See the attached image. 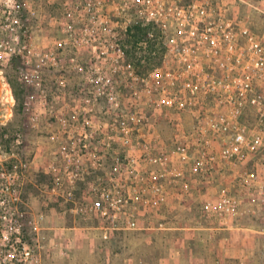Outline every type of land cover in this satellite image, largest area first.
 <instances>
[{"label":"built area","instance_id":"2783aa9c","mask_svg":"<svg viewBox=\"0 0 264 264\" xmlns=\"http://www.w3.org/2000/svg\"><path fill=\"white\" fill-rule=\"evenodd\" d=\"M237 1L248 5L245 0ZM25 6L19 0H0V31L9 37L0 43V54L5 57L29 51L32 36L23 31L20 13ZM155 6L153 10L147 5L138 9L145 14L141 16L143 25L157 29V39H162L163 59L150 71L140 72L127 62L126 49L117 43L92 46L88 63L68 59V67L83 77L87 88L82 91L80 108H72L66 116L52 115L58 128L54 130V123H49L53 149L47 163L51 181L47 194L60 199L74 221L90 214L114 220L124 216L122 222L102 229L137 230L132 203L141 193L135 184L127 189L118 183L122 168L129 163L155 165L159 169L149 173V183L171 177L184 188V166L188 165L193 181L211 183L219 170L239 191L237 198L228 187L220 189L217 199L205 205L206 212L215 218L238 217L247 202L264 221V35L252 32L245 19L211 14L204 0H194L187 7L159 1ZM149 37L153 38L150 30L147 40ZM147 48L148 41L135 47L142 52ZM35 56L32 65L26 60L31 67L24 70L21 81L39 90L45 100L48 95L42 88V74L46 68L60 65V54L50 47ZM120 80L134 100L143 97L152 114L168 122L171 116L190 114L196 126L183 137L189 139L183 141L175 135L169 150L152 145L141 129L149 123L145 112L122 111ZM55 85L59 91L66 81L60 78ZM100 100L108 105L106 112L96 109ZM6 102L12 112L13 97ZM104 115L107 120L102 122ZM15 141L20 145L21 136ZM120 148L123 152L135 148L139 153L128 161ZM10 158L16 159L14 154ZM137 178L135 173L133 183ZM25 182L18 163L10 170L2 168L0 264H42L43 231L50 228L44 216L30 206ZM153 188L162 199L161 185ZM260 233L264 234V226Z\"/></svg>","mask_w":264,"mask_h":264},{"label":"rangeland","instance_id":"374dc122","mask_svg":"<svg viewBox=\"0 0 264 264\" xmlns=\"http://www.w3.org/2000/svg\"><path fill=\"white\" fill-rule=\"evenodd\" d=\"M19 1L26 3L20 12L23 31L30 33L32 38L27 44L28 52H16L11 58L0 54V175L2 168L10 170L18 163L26 176L24 190L28 202L35 212L44 216L45 225L50 228L43 231L42 264H264V234L260 233L264 221L260 212L245 202L243 213L238 217H213L205 211V205L217 199L218 191L225 186L217 184L212 188L206 181H193L188 165L184 166V188L182 182L172 181L171 177L167 181L152 180L149 183V173L159 169L155 165L129 163L122 168L118 183L127 189L130 188L128 185L135 184L141 193L132 203L136 207L137 230L102 229L122 222L124 216L114 220L90 214L74 221L61 200L47 194L51 184L46 173L47 163L53 149L49 123H54V130L58 128L52 115L66 116L72 108H80L82 91L87 88L83 77L68 67V59L75 57L79 62L88 63L93 57L92 46L117 43L126 49L127 62L134 64L140 72H148L161 63L164 50L160 43L162 39H157V29L143 25L141 16L145 17V14L141 15L138 9L144 10L147 5L153 10L157 1L187 7L194 0ZM204 1L211 14L220 12L232 19H245L252 32L264 35V0H245L248 5L237 0ZM138 23L147 28L146 35L149 30L153 34V38H143L148 41L144 52L137 51L134 48L137 45L131 46L133 38L125 32L126 27ZM7 37L0 31V43L9 41ZM50 47L59 52L61 63L43 71L42 88L48 95L44 100L40 91L24 84L21 77L36 61L35 53ZM27 59L30 65H26ZM60 78L66 81V87L58 91L55 81ZM120 88L122 111H143L148 116L149 123L141 125V129L152 145L169 150L175 135L183 141L189 139L183 137L192 134L196 126L190 114L171 116V122H168L164 117L152 114L143 97L134 100L123 82ZM7 97L14 99L12 112ZM107 107L103 100L96 105L102 112H106ZM106 120L104 115L102 122ZM18 135L21 136L20 145L15 141ZM119 152L126 155L128 161L139 153L135 148L126 152L120 148ZM13 154L15 160L10 158ZM104 169L107 172L109 166ZM135 173L138 181L133 183ZM160 185L164 190L162 199L153 188ZM227 226L235 229H225ZM246 227L252 230H246Z\"/></svg>","mask_w":264,"mask_h":264},{"label":"crops","instance_id":"0c3cea01","mask_svg":"<svg viewBox=\"0 0 264 264\" xmlns=\"http://www.w3.org/2000/svg\"><path fill=\"white\" fill-rule=\"evenodd\" d=\"M221 166H220V170H221ZM217 169H218V167H217ZM219 173H216L215 174V180L212 182L211 181V183H209L208 185L210 186V187H212V188H214L215 186L214 185H216L217 186V184L218 185H224L225 187H228V189L229 190H231V192H232V194H234L237 198L239 197V191L237 190V189H235V187H234V185H233V183H232V181H231V179H227V178H223L221 175H222V173H220L221 171H219V170H217ZM214 183H216V184H214ZM214 186V187H213ZM211 194V193H210ZM225 229H228V230H233V229H235L234 227H230V226H227ZM246 230H252V228L250 227V228H245Z\"/></svg>","mask_w":264,"mask_h":264},{"label":"trees","instance_id":"16d2710c","mask_svg":"<svg viewBox=\"0 0 264 264\" xmlns=\"http://www.w3.org/2000/svg\"><path fill=\"white\" fill-rule=\"evenodd\" d=\"M147 28H142L140 23H138V25H133V26H129V28L127 29V35L126 36H129V38H133L131 41H129V43L131 44V46H136L139 42L143 41V38H146V33H144V31L146 30ZM136 32H134V31ZM132 32V34L130 35V32ZM140 35L142 37V39L138 36ZM139 37V38H138ZM135 48V47H134ZM127 52V51H126Z\"/></svg>","mask_w":264,"mask_h":264}]
</instances>
